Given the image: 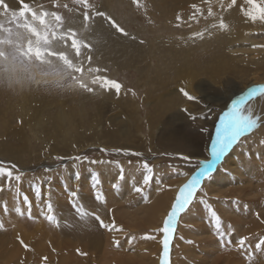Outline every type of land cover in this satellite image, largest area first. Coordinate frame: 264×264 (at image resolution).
<instances>
[{
	"label": "rangeland",
	"instance_id": "1",
	"mask_svg": "<svg viewBox=\"0 0 264 264\" xmlns=\"http://www.w3.org/2000/svg\"><path fill=\"white\" fill-rule=\"evenodd\" d=\"M219 2L222 1L203 0V2H201L200 0H189L188 3L190 7L188 6L189 8H187L184 12H182L181 9L176 8V13L169 14L170 16L167 22L163 20V16L161 15L162 13H160L159 10H156L154 12L157 13V16H162V19L158 18L161 22L159 25H156L155 20L148 19L149 17L147 16L146 12V10H151L153 7H155V3L153 0H151L150 2V5L152 6L151 8L149 7L150 5L149 3H147V0H135V2L134 0H86V3L84 2V0H40L39 2H34L33 0H18L12 1L7 6L3 7L4 9L0 7V167L12 172V177H8L7 175H0V222H3L1 220H3V217L5 216L4 214L7 212H10V215H12L11 217L15 216L17 214L15 209L19 207L22 214H17L16 217H18L20 221H24L27 224L29 223L28 227L30 226L29 228H24L27 232L26 234H24V237L21 235V230L16 228V226L18 225H5L3 227L4 229H0V239L4 241L7 240L4 243L5 246L0 244L2 245V247L0 246V264H12L13 262V264H19L20 262L17 263V256H20L22 254L27 255L26 258L22 257L20 258L21 260L19 259L22 263H32L34 257L33 255L35 254L36 249H39L42 252L41 254H43L39 259L41 264H55V261L48 256L47 252L44 251V244L46 243L47 246L51 238H49L47 240L48 242H46V239L44 237L45 235L47 237V234L42 235L44 239L34 235L39 233L40 230L46 231L47 223L39 227V225L34 222H37L36 220L39 219L38 217L42 216L45 221L46 217L49 215L48 212L52 211L48 208V205H51L52 201L49 199L47 193H45L46 191L44 190L49 188L48 186L50 185L52 179H54L58 175L64 174L62 170L68 169V164L70 163H86L87 161H104L117 163L126 161L130 164H135V162L144 164L146 161L149 168H152V166L154 165L164 167L165 165L170 164L180 166L183 172L192 170V168L196 164L197 166H199L198 168H200L203 165H207L208 163H213L212 159L209 160L208 158L206 160L201 159L198 163H196V160H193V158L188 156L187 159H184L181 156L170 155L168 154L169 152L164 154V152L170 151L165 150L164 148L165 143L171 142L167 138V136L172 135L174 131L175 134L178 135V137L181 136L185 139H191L192 142H201L202 144V140L204 139L205 134L207 136V131L209 130V116L213 115L217 108V104H219L220 101H218L219 103H211L208 109L209 113L207 115H204L203 119L200 122L201 124L198 123L196 125L194 124L195 121L191 119L190 121L185 123H171L170 125H167V127L166 125L164 126V123H162V121L166 120L168 117L166 115L161 116L160 114V110H162L163 104H165L163 102L164 96H159L157 90L154 97L146 98V96L150 94V87H152L153 85L149 84V87L146 84L148 80L145 79L143 81V77L142 81L139 82V80H141V74H139L138 71L134 69L114 70L111 63L103 61L101 62V60H98L99 63L95 62V65L94 60L88 59L86 57H84L83 59L85 61H93L91 62L92 64H89L90 62H85L84 67L79 65L80 60L78 59V57L80 56L78 53L82 50V53L84 54V50L87 49V47H85L87 43L83 41V38L85 34H89V32L92 30L91 27L89 28V23L95 24L96 22L97 24L99 21H102L105 26L104 31H108V36L106 38L110 41V44L113 42L116 35L123 36V34H126L128 32H137L141 40L142 38H145L146 41L151 42L148 43L149 47L153 45V49H156L155 53H157V51L159 50L163 51L162 56L157 53L158 58H168L171 55V49H178L173 50L174 55L176 54L178 55V57L188 58L191 61H198L203 64V62L206 60L208 64H212L218 63L221 59V64L225 66L228 64V68L223 70L225 73L224 77L229 75L230 78L233 79L234 84H231V82H229L227 83V85L236 87V90L234 94L226 98L224 107L218 111L217 118L213 121L214 127L212 126L211 137H214L217 129L221 127V125H219L221 117H223L224 114L230 110L232 102L241 96H245V103L243 102L241 107L242 114L249 115L251 118L255 119L257 123L261 117H264V110L262 109L264 108V95H261L259 92H257L253 97H248L246 95L250 88L264 85V63H259L258 65L254 64L253 66L252 62H249V58H247L248 61L244 62L241 59L236 58L235 56H229L230 61H227L226 55L229 52L227 43L231 41L233 31L235 32V30L238 29L240 25L245 26V16L240 13V9L239 12H230V10H228L235 8L237 2H224L225 4L223 6ZM102 3H109L112 8V14H109L107 17H101V15H98L99 11L97 10V5L101 6ZM22 4L27 7L25 8ZM225 9L228 10L231 15H229V13ZM4 10H6L5 13ZM209 11H211V15H209ZM150 13H152V11ZM85 14H87L88 16V20L85 21V25L81 27H75L71 32H68L67 26L72 22L76 23L77 20L80 21L79 19H76V21H74V19L79 16L85 19ZM124 15L128 16L129 18L125 19L126 17ZM174 15H177L179 19H177V17ZM215 16L217 18V21L215 20ZM109 17H114L118 21L117 26L123 29V33L118 31L116 27L111 26L113 24H109ZM154 18L157 19V17ZM171 21H173L174 23L172 24L170 29L168 28V24ZM221 22H223L225 27H220ZM151 26H158L161 29L155 30L156 33H152ZM260 27L262 29L264 28L262 26ZM59 30H61V35L64 38L63 41H59L63 44H61V46L59 47V51L60 49L65 50L69 57L59 55L54 51H50L51 48H53L50 46L52 44V40L55 39V37L59 33ZM158 35L165 36L166 38L154 41L156 39L155 37ZM251 36L255 39L254 34ZM179 38L182 41H178ZM246 43L247 41H244V44ZM182 47L184 49V56L180 55V52H182ZM47 48H49L48 51L45 50ZM108 49V47L105 48L106 51ZM217 54L218 56H215L216 58L215 60H213L214 55ZM209 56L210 58H208ZM243 58L244 57H242V59ZM76 60L78 61L75 62ZM6 62H9L10 65L15 67L12 70H17V67H19L23 70V72H20L18 74L16 73L15 79L13 78L14 76L11 77L9 75V77L4 74L1 75V72L6 68V66H9L6 65ZM157 63L158 60L154 59L152 61V65L150 66L149 73L152 76L156 75L155 72L156 68L158 67ZM163 68L164 73L169 74L174 71L173 66H171L168 62L163 63ZM32 69H34L36 73L31 71ZM94 69H99L100 72H95ZM99 73H101V76L99 75ZM39 75L41 77L50 78V81H41L38 84L35 83V80ZM97 75L100 77L104 76L108 80L111 79V81H115L122 85V90L125 91V99L127 100L128 98H132V102H135V104L132 103L133 110L131 106L129 107V109L126 107H121L123 110H119L117 108L115 109V106H113L111 103V100L113 101L115 100V98H103L105 97V95L103 93L102 95L101 92L104 90V88L99 86L100 82H98L97 84L92 83L94 77H96ZM17 77L19 79L27 80L29 84L27 88L28 91L27 89H25L22 93L25 96L32 94V96H36L38 101H40L38 103H33L31 101L29 108L25 109L26 111H20L17 105L21 102L20 96L22 95L18 94L17 90L15 89V85L19 83V81H14ZM259 77H262V80L257 81L256 83V79H258ZM253 82H255L254 85L252 84ZM171 87L172 86L167 87L159 93H164ZM215 87L223 88V90L228 91L223 87V83H216ZM241 87H243L241 91L237 90ZM88 89H93V91H89ZM212 92H215L214 94L216 96ZM208 93L214 95L215 97H218L220 95L224 96L226 92H218V90L216 92L212 89H209ZM200 99L201 98L198 95H194L193 100H195L197 107L201 106L200 103H198V100ZM108 100L110 101V103ZM94 101L95 103H97V109L100 112L102 111V114H98L93 110L92 104ZM81 106L87 108L88 112H92L89 113V115L87 114L88 123L103 124L105 128H107L106 122L108 121L107 118L109 116H120L121 118H124V120L121 121L119 125H127L129 130V133L127 135H130V137H134V139H132L131 137V140H129V144L131 145L130 149L124 146H118L125 145L126 142L123 144L115 143L116 146L107 147L96 145L98 144L96 141H99V138H93L92 136H90V132H87L83 133L82 136L79 137L76 141H71L69 138H65L67 141L66 145L70 143L72 151L75 148L80 149L78 154L70 155L71 149H68L67 147L65 148L62 141L66 132H69L70 135H72L74 134V130L68 129L66 127L64 128V126L58 127L55 124L54 119L60 112H63L65 114H67V112L74 114V111L76 112ZM165 111L168 112L166 109ZM21 112L24 113V115H20L19 113ZM205 112L206 110H204L203 113ZM150 115L158 117L161 116V120L160 122H158V124L162 123V126H164V131L161 130L160 133L163 141L158 139L156 136L158 133V124H155V120H157L158 117H153L152 121L154 122L152 123L151 121H149ZM197 115L198 114L196 113L195 116ZM39 119H43V121L38 122ZM81 120V118L75 116L76 131L82 133L83 130L80 125H83L84 122ZM188 123H190V125H188ZM257 123L252 129L249 130L250 132H252V130L254 132V128L257 129V127H264V125L259 126V123ZM96 124H94V128L92 127L91 130L96 133V136H98L99 134L97 133V130L100 129L101 125H99L96 128L97 130H95ZM154 125L156 126L153 129L152 127ZM180 126L181 128H179ZM180 132L183 134H181ZM164 133H166L165 136L163 135ZM85 137H89V141H82ZM134 141L136 143H134ZM235 142L231 144L229 151L235 145ZM183 143L186 144L185 142ZM67 152L69 154H67ZM170 152L173 153V151ZM225 155L222 156L219 164L222 162ZM17 157H19L17 159L19 161L15 160ZM76 157H79V159H76ZM24 169L26 170L22 172L21 170ZM142 175L146 174L142 173ZM262 175H259V177L264 178V175ZM16 176H19V180L15 178ZM49 177H51V179L47 181L46 179ZM143 179L144 176L142 177V180ZM61 181L62 180H60V182L57 181V184L59 183L60 185H58L60 189L61 186H63V183ZM148 184H150V182ZM228 188L229 190L232 189L231 187ZM9 192H12V194ZM25 197L29 201L28 205L23 202ZM263 198L264 196L261 192V196L258 197V200L256 198H254V200L252 199L253 202L250 201V203H254L255 205L253 204L254 207L252 206L251 211L247 212L243 211L242 207L247 204L249 205V202H247V204L244 203V205L239 204L238 201L237 203H234L235 205L230 204L228 213L225 212L227 214H219L220 212H218V210L214 206L209 205L211 213H209V217L212 218L209 220L212 224V230L214 228H218L219 231L216 233V235H213V237L208 238L211 240L220 239V246L218 245L216 246V248L218 247L217 249L214 248L212 250V254H214L212 255L213 261L214 259L220 257V260L215 262V264H224L225 262L227 264L228 262L230 264H235L236 261H238V264H240V262L241 264H261L259 255H262V250H260V248L257 249L256 247L259 243V239L257 240V238L259 237L256 235V228L253 226V216L255 214L254 218H257L259 216L257 214L259 210L264 208ZM70 205L75 208V204ZM255 206H257L258 208ZM51 209H53V205H51ZM29 210L31 211V218H29L28 215ZM33 210H37V214L39 216H37V214ZM39 210L41 212H39ZM234 210H236L237 213H235ZM255 210H257L258 212H254ZM212 211L215 213H213ZM230 212H232L231 214L233 215L235 214V218L230 215ZM250 212L251 217L250 215H248L250 214ZM89 215L92 216L93 214L90 213ZM224 215H228V217L225 216V218L223 217ZM247 215L252 220H249V218L246 217ZM240 216L243 218H241ZM11 217L9 219H11ZM238 218L243 219L245 222ZM215 219H218V223H216L217 220ZM201 221L204 223L203 219H201ZM220 221L222 222V224ZM239 221L242 222L240 223ZM249 221L252 222L250 223L251 227L249 226ZM46 222H48L49 225L53 223V227H58L59 224L57 221L49 222L47 219ZM239 224L241 225L239 226ZM243 224L249 226L250 229L254 232L250 230L248 231L247 228L249 227H246V229L244 230L245 225L243 226ZM232 225L234 227H232ZM146 228H143L141 230V233L146 234L147 232L148 234L151 229L148 227V230H146ZM238 232L243 233L239 234ZM251 232L254 233V236ZM154 233L150 235L153 236ZM262 233H264V229ZM12 237L18 243V248L12 246L14 243ZM241 239L244 240L243 246H241L239 243ZM120 240L124 241V239L122 238ZM20 241H23V245H27V248H25L20 243ZM207 242H209L208 239ZM246 244H248L249 246ZM118 246V243H116L112 248L116 249V247ZM2 252L4 255L2 254ZM77 255L80 254L77 253ZM6 256L8 257L4 258ZM225 256L227 257L224 258ZM232 259H234V263ZM101 262L102 257L100 263ZM97 263H99V260ZM196 264L202 263L200 261Z\"/></svg>",
	"mask_w": 264,
	"mask_h": 264
},
{
	"label": "bare ground",
	"instance_id": "2",
	"mask_svg": "<svg viewBox=\"0 0 264 264\" xmlns=\"http://www.w3.org/2000/svg\"><path fill=\"white\" fill-rule=\"evenodd\" d=\"M12 1H18V0H0V7L3 8ZM33 1L39 2L40 0H33ZM153 1L155 3V7H153L151 10H146V12H147V16L149 17L148 19L155 20L156 25H159L161 23L158 18L162 19V16H163V20L167 22L170 16L169 14L176 13L175 11L176 8L181 9V11L184 12L187 8L190 7L188 3L189 0H153ZM200 1L203 2V0ZM219 1H222L219 2L222 6L226 2L233 3V0H224V1L219 0ZM150 2L151 0H147V3H149V5ZM236 2L237 4L235 5V8L228 10H230V12L231 11L239 12L240 9V13L245 16V20H244L245 26L240 25L239 28L235 30V32L234 31L232 32L231 41L227 43L229 52L227 53V55L225 54L227 56V61L228 62L230 61L229 56H235L236 58L241 59L244 62L248 61L247 58H249L250 60L249 62H252L253 66L254 64L258 65L259 63L263 64L264 63V28L262 29L260 26L264 27V19L260 18L259 12H255V14L257 15V19L253 21L248 16V13L255 11L253 4L256 6V8L264 9V0H256V1L253 0V4H250L248 0H235L234 3ZM149 7L151 8L152 6L150 5ZM97 8H98L97 10L99 11L98 15H101V17H105V16L107 17L109 14H112V8L109 5V3L108 4L102 3L101 6L97 5ZM156 10H159V12L162 13L161 14L162 16L161 15L157 16V13L154 12ZM228 10L226 11L228 12ZM151 11L152 13H150ZM5 12L6 10H4V13ZM230 12H228L229 15H231ZM124 16L126 17L125 19L129 18L126 15ZM174 16L177 17V15ZM154 17H157V19ZM109 18L111 21V22L109 21V24H113L112 22L114 21L115 25H117L118 21L114 17L113 18L109 17ZM76 19H79L80 21L77 20L76 22L77 24L75 22L70 23L67 26L68 32H71L75 27H81L85 25L84 18L79 16L75 18L74 21H76ZM215 20L217 21L216 16H215ZM173 23H174L173 21L169 22L168 28L171 29ZM88 25L89 28L90 27L92 28V30L89 32V34H85L83 41L87 43V45H90V47H87V49L84 50V54L82 53L83 52L82 50L79 52V56H80L78 57V59L80 60L79 65L84 67L85 62H90L89 64H92L91 62L93 61H85L83 59L84 57H86L88 59L90 58L91 60H94V64L95 62H98V60H101V62L102 61L109 62L111 63L114 70L134 69L138 71L139 74H141V80H139V82L142 81V77H143V81L145 79L148 80V82L146 83L148 86L149 84L153 85L152 87L149 86L151 90H150V94L146 96V98L154 97L155 92L157 90L159 96L161 95L164 96L163 102L165 104H163V108L162 110H160L161 116L162 115L168 116L166 120L162 121V123H164V126L166 125L167 127V125H170L171 123H180V124L185 123L190 121L191 119H193L195 121L194 124L197 125L198 123L201 122L204 115H207L209 113L208 109L211 103L213 102L216 103L220 101V103L218 102L219 104H217V108L213 113V115L209 116V120H208L209 130L207 131V136L205 134V137L202 140L203 141L202 144L201 142H196V143L195 141L192 142L191 139H185L184 137L181 136L178 137V135L175 134L174 131L172 135L167 136V138L171 142L165 143V148H164L165 150L173 151V153L167 151L164 152V154L169 152L168 154L170 155L181 156L182 158L188 156L193 158V160H196L197 161L196 163H198L199 160L201 159L206 160L208 158L209 160L212 159L213 163L207 164L211 166L210 173L207 175V177L202 178L200 185L197 186V190L191 204L187 207L185 211L179 213L178 217L174 221L172 230L168 234L169 247L167 253L164 252V246H163L164 233L160 231V229L163 228L164 220L167 217L168 212L171 210V206L174 203V199L176 197V194L178 193L180 186L184 184L187 180H189L191 176L196 172V170L199 169L198 168L199 166H197V164L195 165L196 167L194 166L192 168V170L185 172H183V170H181V167L177 165L167 164L164 167L154 165L152 166V168H150L151 173H148L143 167L144 164L143 163L139 164L138 162H135V164H130L127 163L126 161L117 162V163L104 162V161H100V162L87 161L86 163L83 162L70 163L68 164V169L62 170L64 174L61 173L62 175H58L54 179H52L50 185L48 186L49 188L47 187L48 189L44 190L46 191L45 193H47L49 199L52 201L51 205H53V209H51L52 211L49 212L47 211V212L49 213V215L54 217L53 222L57 221L59 223L58 227H53L52 226L53 223L49 225L48 222H46V219L44 221L43 216L38 217L39 219L36 220L37 222L34 223H37L39 227L47 223L46 224L47 229L46 231L40 230L39 233L34 235L43 238L42 235L47 234V237L46 235L44 237L46 239V242H48L47 240L51 238L47 246L46 243L44 244L45 245L44 251L47 252L48 256L55 261L54 262L55 264H160L162 261L166 262V264H196L199 263L200 261L202 264H215V262L220 260V257L214 259L213 261L212 255L214 254H212V250L219 245L220 239L211 240L208 238V237H213V235H216V233L219 231L218 228H214L212 230V224L209 220L212 219L209 217V213H210L209 205L214 206L218 210V212H220L219 214L222 213L227 214L229 211L230 204H234L235 202L237 203V201L239 204H243V205L244 203L247 204V202L250 203V201L253 202L254 198L258 200V197L261 196V192L263 193L264 196V178L259 177V175L262 174L264 175V167H263L264 127L263 128L257 127V129L254 128V132L253 130L252 132L250 131L243 132L237 138L236 142L234 141L235 145L231 148L230 151L229 149L231 145L224 153L220 154L218 157L216 158L212 157V145L217 137V131L214 134V137H211L212 126L214 127L213 121L217 118L218 111L224 107L226 98L234 94L236 90V87H231V85L230 86L227 85V83L229 82H231V84H234L233 79L230 78L229 75L224 77L225 73L223 70L228 68V64L226 66L221 64V59L218 63H212V64H208L206 60L203 62V64L198 61H191L188 58L178 57V55L176 54L174 55L173 50H178V49H171L170 50L171 55L168 58H158L157 53H159L160 56H162L163 51L159 50L157 51V53H155L156 49H153L154 46L152 45L149 47L148 43L151 42L146 41L145 38H142L141 40L137 32H133V33L128 32L126 34H123V36L116 35L115 38L113 37L114 40L110 44V41L106 38L108 36L107 35L108 31L107 30L104 31L105 26L102 23V21L101 22L99 21L97 24L96 22L95 24L89 23ZM151 29H152L151 30L152 33H156L155 30L161 28H159L158 26H151ZM253 34L255 36V39L251 36ZM155 38L156 39L154 41H157L166 37L158 35ZM63 40L64 38L61 35V30H59V33L57 34L55 39L52 40V44L50 46L53 48H51L50 51H54L57 52L59 55L69 57V55L66 53L65 50L60 49L59 51V47L62 44V42L60 43L59 41H63ZM178 41H182V40L179 38ZM244 41H247V43L244 44ZM106 47L109 48L107 51L105 50ZM45 50L48 51L49 48ZM181 50L182 52H180V55L184 56L185 54L183 47ZM218 54L214 55V58L212 57L213 60H215L216 58L215 56H218ZM242 57H244L245 59L244 58L242 59ZM208 58H210V56ZM154 59L158 60L157 63L158 67L156 68V72H155L156 75L152 76L149 73V69ZM77 61L78 60H76L75 62ZM164 62H168L171 66H173L174 71L172 73L169 74L164 73L163 71ZM6 63H7L6 65L9 66L8 67L6 66V68L1 72V75L4 74L6 76L9 75L11 77L14 76L13 78L15 79L16 73L18 74L20 72L21 73L23 72V70L19 67H17V70H12L15 67L10 65L9 62ZM31 71L35 72L34 69H32ZM100 74L101 73H99V75ZM260 80H262V77L256 79V83L257 81ZM14 81L17 82L19 81V83L15 85V89L17 90L18 94H22L20 96L21 102L20 103L17 102L20 111L29 108L31 101L33 103L40 102L38 101L36 96H32V94L25 96L22 93L29 86L27 80L19 79L17 77L16 80ZM41 81L42 82L50 81V78L41 77L40 75L37 76L35 83L38 84ZM216 83L219 84L223 83V87L226 88L228 91L223 90V88L215 87ZM252 84L254 85L255 82H253ZM120 86L121 87L119 89V92H117L113 88H108L107 90L104 89L103 90L104 92L103 91L100 92L101 94L103 93L105 95V97H103L105 99L115 98V100L113 101L111 100V103L113 106H115V109L117 108L119 110H123L121 107L124 108L126 107L129 109V107L131 106L133 110L132 103L135 104V102L134 101L132 102V98H128L127 100L125 99L124 97L125 91L122 90L123 88L122 85ZM170 86L172 87L169 88L166 92L159 93ZM243 87L238 88L237 90L241 91ZM181 88H184L192 97H194L195 94L198 95L201 98L200 100H198V103H200L201 106L197 107L195 100L193 99L190 100L187 97H185L180 91ZM209 89H212L213 91L216 92L218 90V92H226V93L224 96L220 95L218 97H215L216 96L214 94L215 92L214 93L212 92L215 96L208 93ZM113 91L115 92V94ZM26 97H30V98H26ZM96 106L97 103H95L94 101L92 104L93 110L96 111L98 114H102L101 113L102 111L100 112ZM165 109L168 112H166ZM262 109L264 110V108ZM204 110H206L205 113H203ZM89 113L92 112H88L87 108L81 106L76 112L74 111V114L68 112L67 114H65L63 112H60L58 116L55 117L54 122L58 127L64 126V128L66 127L68 129L74 130V134L72 135H70L69 132L65 133L64 139L62 141L63 146H65V148L67 147L68 149H71L70 143L66 145L67 141L65 138H69L71 141H76L79 137L82 136L83 133L90 132V136L96 139L99 138V141L98 140L96 141L98 143L96 145H102L107 147V146H116L115 143L123 144L126 142L125 145H118V146L119 147L124 146L130 149L131 145L129 144V140H131L130 138L132 136L130 137V135H127L129 133L128 126L125 124L119 125L121 121L124 120V118H121L120 116H109L107 118L108 121L106 120L107 128H105L103 124L88 123L87 114L89 115ZM196 113L198 114L197 116H195ZM19 114L24 115V113L22 112ZM75 116H78L79 118L82 119L81 121L84 122L83 125H80L83 130L82 133L76 131ZM161 116L158 117V116L150 115L149 121L153 123L154 121H152L153 120L152 118L158 117L157 120H155L156 122L155 124L157 125L158 122H160L161 120ZM42 121L43 119H39L38 122H42ZM162 123L157 125L158 133L156 135L157 138L160 139L161 141L163 140L160 133L164 127L162 126ZM258 123L259 126L264 125V117H261ZM94 124H96L95 130H97L96 128L99 125H101L100 129L97 130V133L99 134L98 136H96V133L91 130ZM156 125H154L152 128L154 129ZM188 125H190V123H188ZM179 128H181V126ZM165 134L166 133H164L163 135L165 136ZM83 139L84 140L82 141H89V137H85ZM132 139H134V137H132ZM183 142H185L186 144H184ZM134 143L136 142L134 141ZM79 151H80L79 148L78 149L75 148L73 151L71 149L70 155L78 154ZM67 154L69 153L67 152ZM223 155L225 156L222 162L219 164ZM18 158L19 157H17L15 160H17ZM26 169L21 171L23 172ZM142 173L146 175H151L152 178L150 180V184L143 183L142 177L145 175H142ZM50 179L51 177L47 178L46 180L48 181ZM60 180H62L61 182L63 183L61 189L58 187L59 183L57 184V181L60 182ZM137 187L141 188L142 192H136L135 188ZM228 187H231L232 189L229 190ZM9 193L12 194V192ZM97 195L100 196L99 200L96 198ZM70 204H75V208H73ZM253 204L254 203H250L249 205L247 204L244 207H242L243 211L246 212L251 211ZM33 211L37 214V210H33ZM81 211L87 213V215L84 216V218H81L80 215ZM234 211L235 213H237L236 210ZM256 211L257 210H255L254 212ZM39 212L41 211L39 210ZM90 213H92L93 215L90 216L89 215ZM231 213L232 212H230V215L233 218H235V214L233 215ZM257 214L259 215L257 218H254L255 214L253 216L254 219L253 226L256 228V235L259 237L257 238V240L259 239L258 242L260 243L261 240H264V233H262L264 229V208L259 210ZM4 215L6 216V218L4 216L3 220H1L3 221L2 222L3 225L4 226L18 225L16 226V228L21 230V235L24 237V234L27 233L24 228L25 227L29 228L30 227V226L28 227L29 223L27 224L24 221H20V219L16 217L17 214L11 217L12 215H10V212H7ZM248 215H250L251 217V212ZM248 215L246 216L247 218H249ZM37 216L39 215L37 214ZM225 216L228 217V215H224L223 217ZM10 217L11 219H9ZM96 217H99L100 219L97 220ZM201 219H203L204 223L201 221ZM250 219L251 218H249V220ZM240 220L244 221L243 219ZM101 221H103L105 225H109L112 230H110L109 228L101 227L100 224ZM250 223L252 222L249 221V226L251 225ZM240 225L241 224H239V226ZM243 226H244V230L246 229V227H249L246 224H243ZM148 227L151 229V230L149 229L150 232H148V234L145 230L144 231L146 232V234L141 233V230L143 228L144 229L146 228V230H148ZM232 227L234 226L232 225ZM250 227L247 228V230L253 231L250 229ZM153 233L154 235L151 236L150 234ZM121 238L124 239V241L123 240L121 241L120 240ZM207 239L209 240V242H207ZM13 240L14 243L12 242L13 243L12 246L18 248V243L15 241V239ZM6 241L0 239V244L5 246L4 243ZM114 241H117L119 245L118 247H116V249L112 248L114 244H116L114 243ZM2 245L0 246L2 247ZM261 247L260 250H262V255H259V259L261 264H264V244H261ZM41 253L42 252L39 249H36V252L33 255L34 257L32 263L29 264H41V262L39 261L40 257L43 255ZM77 253H79L80 255H77ZM216 255H220V254H216ZM7 257L8 256L4 258ZM22 257L26 258L27 255L22 254L20 256H17V263L19 262H20L19 264L25 263V262L22 263L20 261L21 260L20 258ZM101 257H102V262L100 263ZM226 257L227 256H225L224 258ZM98 260L99 263H97ZM232 260L234 263V259ZM236 263L238 264V261H236ZM224 264L227 263L225 262ZM228 264L230 263L228 262Z\"/></svg>",
	"mask_w": 264,
	"mask_h": 264
},
{
	"label": "snow or ice",
	"instance_id": "3",
	"mask_svg": "<svg viewBox=\"0 0 264 264\" xmlns=\"http://www.w3.org/2000/svg\"><path fill=\"white\" fill-rule=\"evenodd\" d=\"M84 2L86 3V0H84ZM234 2L235 0H233V3ZM248 2L250 4H253V0H248ZM24 7H27V6H24ZM253 7L255 11L248 13V16L250 17V19H252L253 21L257 19V15L255 14V12H259L260 18L264 19V9L256 8L254 4H253ZM209 15H211V11H209ZM177 19H179V17H177ZM87 20H88V16L87 14H85V21ZM112 23H113V26L116 27L118 31L123 33V29L115 25L114 21ZM220 27L221 28L225 27L223 22H221ZM198 35H202V34H198ZM85 47H90V45H85ZM94 71L98 72L99 69H94ZM98 82H100V87L104 88L105 90H107L108 88H113L117 92H119V89L121 87L119 83L108 80L106 77H99V76L94 77L92 83L97 84ZM88 90L93 91V89H88ZM180 91L188 99L190 100L194 99V97H192L184 88H181ZM257 92H259L261 95H264V85H259L257 87L250 88L248 92L246 93V95L248 97H253L255 96ZM244 100H245V96H241L238 99L234 100L232 102L230 110L226 112L223 117H221V121H220L221 127L217 129V137L212 145V157L216 158L220 154L224 153L228 149V147L234 141H236L237 138L243 132L249 131L256 125L257 121L255 119L251 118L249 115L242 114L241 107H242ZM76 159H79V157H76ZM184 159H187V157H185ZM143 167L148 173H151V169L149 168L146 161ZM210 167H211L210 165H205L201 167L197 173L193 174L191 178L179 188L175 201L171 206V210L168 212L167 217L164 220L163 228L160 229V231L164 233L163 246H164L165 253L168 252V247H169V235L168 234L172 230L174 221L178 217V214L185 211L187 207L191 204L192 200L194 199L197 186L200 185L201 179L204 177H207V175L210 173ZM0 175H7L8 177H12V172L0 167ZM15 178L19 180V176H16ZM151 178H152L151 175H145L143 179V183L148 184ZM135 191L142 192V189L137 187L135 188ZM96 198L99 200L100 196L97 195ZM24 203L26 205L29 204V201L27 200L26 197L24 199ZM48 208L49 210H51L50 204L48 205ZM15 211L17 212V214H22L21 209L19 207H17ZM28 215H29V218H31L30 210H29ZM80 215H81V218H84V216H86L87 213H84L81 211ZM46 219L49 222H53L54 217L51 215H48ZM96 219L99 220L100 218L96 217ZM217 223H218V220H217ZM100 224H101V227L109 228L110 230H112L110 226L105 225L103 221H101ZM3 227H4L3 223L0 222V229H2ZM20 243L23 245V241H20ZM114 243H118V242L114 241ZM239 243L241 246H243L244 240L241 239ZM261 244H264V240H261L260 243L257 244L256 246L257 249L260 248ZM23 246L27 248V245H23ZM162 264H166V262L162 261Z\"/></svg>",
	"mask_w": 264,
	"mask_h": 264
},
{
	"label": "water",
	"instance_id": "4",
	"mask_svg": "<svg viewBox=\"0 0 264 264\" xmlns=\"http://www.w3.org/2000/svg\"><path fill=\"white\" fill-rule=\"evenodd\" d=\"M187 181H188V180H187ZM187 181H186V182H187ZM186 182H185V183H186ZM185 183H184V184H185ZM182 185H183V184H182ZM182 185H181V186H182ZM176 195H177V194H176ZM175 198H176V197H175ZM174 201H175V199H174ZM160 264H162V262H161Z\"/></svg>",
	"mask_w": 264,
	"mask_h": 264
}]
</instances>
